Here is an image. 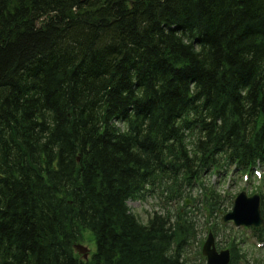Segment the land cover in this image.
Instances as JSON below:
<instances>
[{
    "label": "trees",
    "instance_id": "obj_1",
    "mask_svg": "<svg viewBox=\"0 0 264 264\" xmlns=\"http://www.w3.org/2000/svg\"><path fill=\"white\" fill-rule=\"evenodd\" d=\"M257 165L264 0H0V264H204L205 178Z\"/></svg>",
    "mask_w": 264,
    "mask_h": 264
},
{
    "label": "rangeland",
    "instance_id": "obj_2",
    "mask_svg": "<svg viewBox=\"0 0 264 264\" xmlns=\"http://www.w3.org/2000/svg\"><path fill=\"white\" fill-rule=\"evenodd\" d=\"M260 173L262 177L255 175V177L248 176V179L239 174H230L224 178H219L217 174L207 176L205 183L207 185L216 186L215 189L218 194L228 195V200L224 204V208L227 211H231L235 197L241 192L245 191L248 196L254 193L264 194V170L261 169ZM199 194L197 190H192L191 195L196 197ZM188 205L192 204L191 199H187ZM128 206L130 210L138 216L140 221L146 222L147 219L155 211H163L164 202L159 195H148L147 199L143 200H129ZM180 206H183V202L180 204H170L167 207L171 211H176ZM166 210V208H165ZM226 211V212H227ZM200 214H198L199 216ZM222 216V214H221ZM200 222V229L204 236L205 232V221L204 218L198 217ZM209 226V225H208ZM217 236L215 238L216 244L219 247L225 248L233 240L238 243L239 254H241V263L239 264H264V246H260L254 239L251 238L249 230L243 228H236L232 223H223L220 218L216 223ZM89 249V256L95 250V242L91 234H85L84 242H82ZM197 247V243L194 244ZM206 264V262H204Z\"/></svg>",
    "mask_w": 264,
    "mask_h": 264
},
{
    "label": "water",
    "instance_id": "obj_3",
    "mask_svg": "<svg viewBox=\"0 0 264 264\" xmlns=\"http://www.w3.org/2000/svg\"><path fill=\"white\" fill-rule=\"evenodd\" d=\"M222 220L233 221L236 226H263L264 220L261 216L259 196L253 195L248 197L245 192H241L235 199L233 210L225 214ZM75 249L82 253L84 258L88 257L89 250L87 247L76 244ZM202 251L207 257V264H229L230 262V253L228 250L221 252L216 250L212 233L209 234Z\"/></svg>",
    "mask_w": 264,
    "mask_h": 264
}]
</instances>
